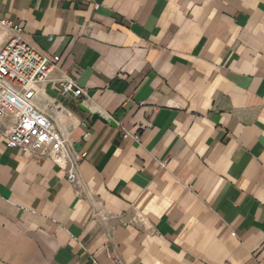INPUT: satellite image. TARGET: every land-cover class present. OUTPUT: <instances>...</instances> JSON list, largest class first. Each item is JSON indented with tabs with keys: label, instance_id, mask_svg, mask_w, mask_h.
Segmentation results:
<instances>
[{
	"label": "crops",
	"instance_id": "1",
	"mask_svg": "<svg viewBox=\"0 0 264 264\" xmlns=\"http://www.w3.org/2000/svg\"><path fill=\"white\" fill-rule=\"evenodd\" d=\"M0 17L56 60L36 104L82 157L71 185L0 119V264H264V0H0Z\"/></svg>",
	"mask_w": 264,
	"mask_h": 264
},
{
	"label": "built area",
	"instance_id": "2",
	"mask_svg": "<svg viewBox=\"0 0 264 264\" xmlns=\"http://www.w3.org/2000/svg\"><path fill=\"white\" fill-rule=\"evenodd\" d=\"M99 7L95 4L96 9ZM11 31L15 37L0 41V119L11 121L7 147L45 155L65 170L71 185H79L82 157L72 152L70 139L56 130L52 118L36 104V88L50 80L57 62L20 39L23 27L19 22L0 17V34ZM56 89L74 98L86 96L72 78L60 82Z\"/></svg>",
	"mask_w": 264,
	"mask_h": 264
},
{
	"label": "water",
	"instance_id": "3",
	"mask_svg": "<svg viewBox=\"0 0 264 264\" xmlns=\"http://www.w3.org/2000/svg\"><path fill=\"white\" fill-rule=\"evenodd\" d=\"M80 107L83 111H91L88 107L85 106L84 103ZM93 119H103V118L97 112H93Z\"/></svg>",
	"mask_w": 264,
	"mask_h": 264
}]
</instances>
